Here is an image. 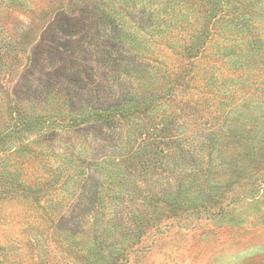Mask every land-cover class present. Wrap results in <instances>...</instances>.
<instances>
[{
  "label": "rangeland",
  "instance_id": "obj_1",
  "mask_svg": "<svg viewBox=\"0 0 264 264\" xmlns=\"http://www.w3.org/2000/svg\"><path fill=\"white\" fill-rule=\"evenodd\" d=\"M18 1L41 4L24 15L8 7L11 0L0 6L10 53L0 71V133H11L3 150L42 135L59 152L85 138L74 152L93 154L103 172L119 166L127 158L128 122L116 119L114 131L106 130L84 110L120 99L125 83H139L142 96L155 93L154 110L139 125L164 129L170 145L160 169L120 187L91 170L93 182L74 186L75 196H65L62 184L54 193L46 187L60 203L48 207L53 218L0 201V264H264V0H182L170 21L147 27L151 37L141 25L143 10H154L147 0H95L98 10L90 4V14L63 11L69 0ZM66 18L62 29L57 23ZM164 44L169 55L150 60L151 49ZM191 44L200 57L174 53ZM12 45L22 50L19 58ZM135 54L146 70L118 78L122 61ZM46 94L45 106H30ZM22 114L28 122H16ZM26 174L39 178L34 165ZM44 179L47 185L50 176ZM90 191L119 197L90 205ZM151 197L165 203L150 207ZM173 200L178 205L166 206Z\"/></svg>",
  "mask_w": 264,
  "mask_h": 264
},
{
  "label": "trees",
  "instance_id": "obj_2",
  "mask_svg": "<svg viewBox=\"0 0 264 264\" xmlns=\"http://www.w3.org/2000/svg\"><path fill=\"white\" fill-rule=\"evenodd\" d=\"M128 1L130 0H117V2H119L121 5L124 4V6H126ZM147 1L149 4L154 6V10L152 12H150L149 9L148 11L147 9L143 10L144 13L141 25L143 28L146 29L144 35L146 37H151V35L148 33L147 27L151 26L152 24H156L157 26H159V24L162 25L166 22L167 19L170 21L172 15H174V4H180L182 3V0ZM101 2L110 3V0H101ZM2 3V0H0L1 7ZM67 3L68 4L64 5L63 11L66 10L72 12L80 10L83 14H85L86 11L90 14V12L88 11L90 4H93L95 10H98L100 4L95 0H69ZM31 4L34 5L33 2ZM40 4L41 2L35 3V9H32L29 6L26 7L23 1L11 0V3L8 4V7H13L15 9V12L21 11V13H23L21 15H24L27 12H29L28 14L36 12V7H38ZM112 9L114 10V12L118 11V8H116L115 6H113ZM121 10L124 11V8H122ZM56 15L59 17L61 16V18L63 17L62 14ZM68 19L69 18H66L64 20L61 19L58 21L57 24L61 25L60 28L62 27V29H64L69 25ZM29 24L30 22H26L25 28L28 27ZM2 29L3 27L0 26V31ZM27 32L25 34H27ZM113 32H115V35H117V37L120 36L121 32L120 30H118V28L115 27L113 29ZM4 35L5 34H2L0 32V71L4 69V57L10 54L8 49H6L7 45H9L7 44L8 39ZM196 40H199V37H197ZM16 44L18 45V43ZM19 45H21V42L19 43ZM195 45L191 44L190 47L185 48L184 50L182 49L181 51L175 50L174 53L180 57H188L191 59L200 57L199 54L201 53V49H199ZM10 49L15 52L16 58L20 57L19 55L21 54L22 50L20 51L18 50V48L16 49V46L13 45L10 47ZM154 50H157V56L155 58H153V53H155ZM154 50L151 49V51L153 52L150 55V60L156 62L157 60L161 58L164 59L169 55L168 52L170 51V47L169 44H164L160 47L159 45H157L155 46ZM137 57L138 56L135 54L133 60L122 61L124 66L117 70L119 72L118 78H120L122 75V78L125 81L126 78L131 79L142 74L144 70H146L147 64L145 63V61L143 59H141L140 61L137 59ZM136 79H134L133 81H135ZM118 82L119 81H117V83ZM122 90V96L120 97V99H114L112 102H109L108 106H104V108L102 109H98L97 107L93 106L92 109L84 110L85 113H89V120L93 122V124H96V126H101L106 130L113 129L114 131V126L117 125V123L119 122L116 119H121L128 122L129 127L128 132L126 134V143L129 145V148L128 152L126 153L127 158H123L125 160L120 161L121 165L119 164V166L111 167L106 172H103L105 169L103 166L104 163L99 162V159L92 158L93 154H91L90 158H88V154H84L83 152H74L76 146L79 145L80 147H82L87 145V140L85 138H83V140H76L74 143L69 142L64 146H61L59 152H54L53 150L49 149L48 146L50 143L47 141H42V138H44L42 135H40L38 141L26 140L25 142H22L21 145H19L17 148H14L13 146L12 148H7L6 150H3L2 147L5 145V138L8 137L11 133L1 132L0 201L16 202L25 206H34L36 208L41 209V214L43 216L44 213L42 212L46 211L48 215L47 217L53 218L55 210H53L52 207H48L49 205H53V207H55L58 206L57 204L60 203L57 202L56 204L53 201L52 193L49 191L47 192L45 190L46 187L54 193L55 191L61 189L62 184L65 187V191L67 192L65 196H68L70 195V193L72 194L71 189L74 186L93 182L94 179L92 176L90 177V170L92 173H105L104 175L106 184L120 187L122 182L125 181L127 178L129 182L132 178L146 176L148 174L153 173V171L160 169L162 167L161 158L166 153V149L170 145V137L164 129L159 130L153 126L152 128H148L149 126H151L149 123L145 122L142 125H139V122L143 120V117L141 118V116L146 112L150 113L152 112V110H154L155 103L152 99V96H154L156 99V95L153 92L149 95L142 96L141 93L146 92V90H143L139 83H137L135 86H127V84L125 83V89ZM48 95L49 94L44 95L43 98L36 100V102H30V106L34 108L41 105L42 107L45 106L44 104L48 103L49 101ZM2 101L3 100L0 99V102ZM83 116H86V114H84ZM18 120H26L28 122V119L25 115L23 116V114L21 115V117H16V122H18ZM31 129L32 128L26 127L27 132ZM20 133L21 135L17 137L16 140L18 139L20 141V139H23V132ZM68 135L74 138L72 133ZM68 135L67 138H69ZM16 143L18 144V142ZM216 145V142L213 143L212 149L216 150ZM34 146H38V148ZM50 153H52V155H50ZM53 158L54 160H57L58 158L60 159L58 162H49ZM33 165L36 167L39 178L34 179L26 174V172H28V168L32 167ZM45 174L47 176H50V180L47 185L43 184V180L46 179H44ZM98 183L100 182H97L92 185L94 186ZM179 186H182V182ZM93 192L90 191L88 192V194L85 195L90 205L92 204V202H96L97 204V202L100 201L101 198L119 197L117 196V194L114 193L97 194L96 191ZM72 195L75 196L77 194L76 192H73ZM67 199L73 201L70 197ZM78 199L79 198H75V201H78ZM162 202L165 203V201L160 200L157 197H151L148 200V206L153 207V205ZM172 203H176L178 205L176 200H173L170 202L167 201L166 206Z\"/></svg>",
  "mask_w": 264,
  "mask_h": 264
}]
</instances>
